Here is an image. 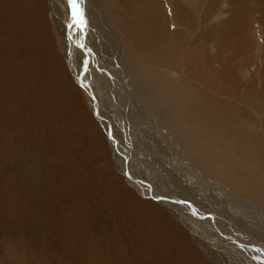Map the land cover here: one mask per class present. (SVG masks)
Here are the masks:
<instances>
[{
	"label": "rangeland",
	"instance_id": "374dc122",
	"mask_svg": "<svg viewBox=\"0 0 264 264\" xmlns=\"http://www.w3.org/2000/svg\"><path fill=\"white\" fill-rule=\"evenodd\" d=\"M237 2V0H220L218 11L213 12V18L211 17L209 21H212L215 27L217 23H221L222 26L233 12V6H237ZM245 2L249 26L246 34L252 41L245 42L243 48L253 50L254 56L250 60L246 58L242 74L238 77L228 74L230 79L226 81V85L235 88L237 96L223 97L229 104L236 105L243 116L235 117V120L233 118V122L229 123L230 128L218 127L216 122L215 125L204 113L195 116L196 110L193 112L182 104V99L173 94L178 87L183 90L182 93L189 102L195 101L197 109L203 107L202 103L198 105V101L204 98L191 94L190 90L185 88L187 86L183 87L179 82L186 80V76L175 70L170 68L157 70L159 71L157 83L149 78L148 83L142 87L140 79L144 76L145 81L148 68L138 66L140 59L130 42L118 41L119 37L115 35L108 36L109 40L104 37L99 38L103 41L107 40L108 44L102 46L104 52L99 47H94L97 60L102 67L104 66L110 72H117L116 75L118 74L115 66L117 58L126 59L123 65L126 66L128 63L129 68L126 69L133 78L130 94L133 96L131 98L134 103L133 108L139 112L138 117L148 119L153 115L161 119L164 128L169 126L172 132L168 131L175 134V136H169L171 145H174L173 138L183 148L182 150L178 145L183 153L182 159L187 157L192 159L202 173L213 167V169H220L221 165L219 167L220 160L217 159L214 163H210L209 160L206 164L204 163L205 169L197 166V161L192 157V150L194 146L198 147L192 142V137H198L199 132L213 129V135L218 136L221 135L220 132L233 135L236 131L238 133L236 135H242L239 138L242 142L251 141L252 138L245 140L244 138L253 136V142H244V146L250 145L249 149L253 154L249 152V155L255 158L261 153V142L264 145L262 138L264 136V105L260 102V98L264 96L262 87L264 0H245ZM167 6H169L170 14V4ZM174 17V14H171V17L169 15L172 20L170 24L176 23V17ZM169 30L173 31V27ZM110 32V35L114 34L113 30ZM104 35L107 34L104 33ZM116 41L119 43L116 44ZM219 41V37H212L214 44ZM93 44L98 45V42ZM239 55H241L240 52ZM229 56H232L231 52ZM206 58L215 59L214 54L207 51ZM186 61L189 63V60H185L184 64H187ZM118 63L124 70L122 63L117 61V65ZM92 75L96 78L94 74ZM113 82L108 83L110 86L105 90L106 92H101L102 97L105 96L108 101L101 98L100 102L104 104L105 113L109 114L111 109L117 107L124 115L125 110L122 107L126 101L122 99L120 84L115 83L117 85L115 90ZM250 84L255 86L257 95L247 96L250 91L246 89ZM95 86L98 88L99 84L95 83ZM172 88L173 90H170ZM242 92H245L241 96L243 100L240 97ZM247 97L253 99L250 100ZM141 100L145 105V114L142 112L143 107H137L139 102L141 104ZM112 103L115 107H111ZM239 104L241 108L243 106L245 108L240 109ZM231 110H233L232 107ZM203 112L208 111L203 110ZM77 113L81 116L78 117ZM223 115L220 118L228 116V112L226 111ZM244 117L257 120L260 124L254 127L243 120ZM116 121L118 123V120ZM126 127L128 128L124 123L119 126V129ZM147 127L144 125L139 127L141 132H145L143 140L150 144L147 150L153 152L152 149H156L164 156L165 161L161 165L167 164L169 168L172 167L168 168L164 175H167V172L168 175L170 173L174 185L181 175H186L184 169H181L184 167L180 161L182 159H176L175 151L164 143H160L163 133L161 128L150 130ZM106 132L90 103L88 94L80 85H76L67 65L52 17L50 0H0V264H187L188 262L215 264L205 256L201 248L194 243L191 233L169 213V210L153 201L158 199L153 192L143 190L144 188L140 187L138 182H132L134 186L128 184L120 168L118 170L116 167L117 160L114 162ZM99 135L102 136L101 139L97 137ZM135 137H139L138 134L135 133ZM200 140L205 144L210 141ZM148 152L146 153L150 158L157 159L155 155ZM131 157L132 153L129 152V162ZM144 157H141L144 162L142 166L148 167V159ZM263 160L264 158L260 160L261 165L264 163ZM152 164L162 169L160 164ZM144 176L148 178V175L144 174ZM216 178L226 185L228 191L239 194V196L233 194L235 197L247 199L250 196L263 195L259 189L264 187V173H256L259 184L255 190H250L246 194H241L243 188L239 178L227 183L222 172L216 175ZM181 180L184 181V179ZM190 180L194 184H200L195 177ZM209 182L208 189L203 184L198 186L206 196L217 200L216 184L214 181ZM176 185L178 186L174 185V187L178 191L187 192L184 193L185 198H192L193 191H187V188L180 184ZM76 199L77 201L74 202ZM219 200L224 202L228 199L219 197ZM218 203L220 204V202L212 203V211H210L216 216H221L223 211L220 213L219 207H214ZM207 205L210 204L207 203ZM228 212L232 213L229 210ZM197 213L199 214L200 211ZM206 215L213 221L217 220L213 218L216 216L208 212ZM234 219L236 222L233 220L232 224L241 226L235 216ZM196 220L200 226L201 222L197 218ZM141 221L146 225H140ZM204 222L208 223L207 226L213 223L207 220ZM240 222L246 235L264 242V232L260 224H251L249 219L247 222L245 220ZM156 227L159 234L156 236H160L159 239L155 237L153 231ZM79 231L83 234L80 242L76 240V237L81 235ZM78 237L77 239L81 238ZM240 247H242L241 250ZM235 249L240 253H248L240 244ZM222 255L225 256L224 253ZM235 255L241 259L242 255ZM232 260L230 259L228 264H232Z\"/></svg>",
	"mask_w": 264,
	"mask_h": 264
},
{
	"label": "bare ground",
	"instance_id": "6f19581e",
	"mask_svg": "<svg viewBox=\"0 0 264 264\" xmlns=\"http://www.w3.org/2000/svg\"><path fill=\"white\" fill-rule=\"evenodd\" d=\"M237 1V6H233V12H231L229 18L226 19L222 26L221 23H217V27H215L214 23L209 21V19L211 20L213 18V12L218 11L220 0H50V7L55 28L57 29L70 72L76 82V85H80L84 91H86V94H88L90 103L92 104L97 117L102 123L104 129L107 131L106 133L110 142L114 162L117 160L116 167L118 170L120 168L124 177L127 179L128 184L134 186L132 182H138L139 185H141L140 187L144 188L143 190L153 192L158 197L157 200L153 201L159 206L169 210V213L191 233L194 243L198 245L199 248H201L205 256H207V258H209L213 263L228 264L230 259H233L232 264H264V242L246 235L243 231L245 229H243L244 227H242V223L240 222V220H245L247 222L249 219L251 220V224H260L262 231L264 232V187L259 189V192L263 194L262 196H250L247 197V199H241L234 196H239V194L228 191L226 185L216 178V175L220 174V172H222L227 183L228 181L233 182L239 178L242 182L241 188H243L241 189V194H246L250 190H255L257 184H259V181L256 178V173H264V163L261 165L260 162V160L264 158L263 142H261V153H259L260 155L255 158L249 155L250 145L248 144L247 146H244L245 141L242 142V140L239 139L242 135H236L238 134L236 131H234L235 134L233 133V135L231 133L220 132L221 135L214 136L213 129H207L205 130L206 133L199 132L198 137L191 136L192 142L198 147H193L192 157L197 161L196 164L199 168L205 169L203 164H206L208 160L210 163H214V161L217 159L220 160V169H213V167L209 171L202 173L196 167L195 162L192 159L186 155L185 156L187 158L182 159L183 153L181 149L183 150V148L173 138L172 140L174 141V145H171L172 143H170V137L171 135L175 136V134L171 133L172 130L169 126H167L165 129L163 123L160 121L161 119L159 120L153 115L148 119H140V117H138L139 112H136L133 108L134 103L131 99L133 96L130 94L132 88L131 79L133 78L126 69L129 68L128 63H126V66L123 65V61L126 59L124 57L123 59L117 58L115 66L118 69L119 75H116L117 72L113 73L106 70L104 66L102 67V64L97 60L96 50L94 48L99 47L101 51H103V44L107 45L108 43L106 41L110 39L109 37L115 35L116 37L121 38H118V41L121 40L123 43L130 42V44L134 46L133 49L135 50V53L139 56L138 59H140V62L138 61V66L148 68L145 73V81L144 76L140 79L142 87H144V84L148 83L149 78L157 83L159 76V71L157 72V70L161 68H170L175 70L186 76V80L179 82L183 87L187 86L185 88H188L191 94H195L200 98H204L198 101V105L202 103L204 109L203 107H199L200 109H197L195 101L189 102L187 97L183 95V90L178 87V89H176L173 94L177 95L179 99H182V104L193 112L196 110L197 112L194 113L195 116L197 114L204 113L207 115L210 121H213L214 124L216 122L218 127L223 128L227 126L230 128L229 123L231 124V122H233V118L235 120V117H240L241 113L239 109H237L236 105L229 104L226 98L223 97L229 95L232 97L237 96L234 90L235 88L233 89L232 87H227L226 85V81L230 79L228 74L238 77V75L242 74V69L244 68L243 64L245 63L246 58L250 60L254 56L253 50L243 48L245 46V42L247 43L248 41H252L247 38L246 34L247 28L249 27L247 23L248 18L246 16L247 8H245L246 2L245 0ZM168 4H170L171 7L170 14L168 11ZM75 8H79V10H75ZM165 8L168 9L166 10ZM171 14H174L176 17V23L174 25L169 23L172 21L171 18H169V15L171 17ZM171 27H173V31L169 30ZM110 30H113L114 34L110 35ZM104 33L107 35H104ZM102 37L106 38L107 40H100L99 38ZM212 37H219L220 41L217 42V44H214V42H212ZM118 41H116V44L119 43ZM94 42H98V45L93 44ZM120 51L123 53L122 49H120ZM206 51L208 53L214 54L215 59L206 58ZM229 52H231L232 56H229ZM239 52L241 55H239ZM194 54L196 55L194 56ZM185 60H189V63L186 61L187 64H184ZM117 61L122 63L125 73L121 68L122 66L120 67L119 63V65H117ZM228 67L229 69H227ZM92 74H94L96 78ZM262 80V87L264 88V73ZM218 81L219 83H217ZM109 82H113V85H115V83L120 84L122 99L126 101L124 102V107H122L125 110L124 115L122 110L115 107L113 103L111 104V107L114 106L115 109H111V113L108 114L103 111L105 108L104 104H101L100 99L105 98V96L102 97L101 92H106L105 90L110 86L108 84ZM95 83L99 84L98 88L95 86ZM113 87L115 88L117 85ZM173 88L170 90H173ZM115 90L117 89L115 88ZM246 90L250 91L247 96L257 95L255 86L253 87L252 84H250ZM243 93L245 92H242L240 97L243 95ZM247 99L250 98L247 97ZM105 100L108 101L107 98H105ZM109 101L111 102V99H109ZM260 102L264 105V96L260 98ZM137 105H139L137 106L138 108H144L142 112L145 114L146 109L143 101L141 100V104L139 102ZM240 106L241 105L239 104L240 109L245 108L244 106L242 108ZM231 107L233 110H231ZM225 108H227V110ZM203 110L208 112H203ZM226 111L228 112V116L220 118L222 114L225 115ZM77 115L78 117L81 116L78 113ZM253 118L256 119V117ZM116 120H118V123ZM243 120L251 123L254 127H257V124H260L257 123V120L248 119L245 117ZM124 123L128 126V128L126 127L120 130L119 126L124 125ZM140 125H144L146 127L148 125L147 128L150 130L161 128V132L163 133L160 143H164L167 147L173 149L176 154L175 156L177 157L176 159H182L180 161L184 167L181 169H184L186 173V175H184L187 177L186 178L185 176L181 175L178 180L175 179L177 182H175L174 185L178 186L176 184H180L182 187H186L187 191H193L194 194L192 195V198H185L184 193L187 192L178 191L174 187L170 173L168 175L167 172L168 176L166 174L164 175V172L167 171L169 165H161L165 161L164 156H162L156 149H152L154 150L153 152H148L147 148H149L150 144H148L146 140H143L145 132L143 133L139 130ZM216 131H218V129ZM135 133L138 134L139 137L136 138ZM156 135H158V133ZM247 138L253 139V136L245 137L244 140ZM262 138L264 139V136H262ZM200 139L210 141L205 144ZM252 139L251 141L245 143H252ZM178 145L181 147V149ZM129 152L130 154L132 153L130 162V157L128 158ZM146 152L155 155V158L157 157V159L150 158ZM189 152L191 154V151ZM141 157L148 159V167L142 166L144 162ZM152 163L160 164L162 169H159L160 167L158 165L155 167L156 165H153ZM216 164L217 162L215 165ZM142 168L144 170H142ZM144 174L148 175L147 179L149 180L146 179ZM188 175L195 177L197 181L200 184L206 186L207 189L210 185L209 181H214L216 184L215 190L217 191V200H213L209 196H206L204 192L200 190V184H194V182L190 180L192 177L189 178ZM181 179H184V181ZM140 195L143 194L140 193ZM219 197L224 198L225 200L228 199L229 201H220ZM76 201L77 199L74 202ZM215 202H220V204L218 203L219 206L216 205L214 207H219L220 213L223 211L221 216L217 215L219 217L211 212L212 203L214 204ZM207 203L210 205H207ZM228 210L232 213H229ZM197 211H200V213L198 214ZM207 212L216 216L213 218H216L217 220H211L206 215ZM233 214L241 226L237 227V225L234 226L232 224L233 220L236 222ZM195 217L199 220V222H201V224L199 223L200 226L198 225V221ZM218 219L222 220L223 222H219ZM206 220L213 223L207 226L208 223L204 222ZM119 224L120 223H118V225ZM140 225L146 224L141 221ZM143 230L145 231V229ZM153 231L155 237H157V227L153 228ZM253 231L255 230L253 229ZM230 232L236 233V235H232ZM79 235L81 238L77 236L80 239H77L76 237V240H79L80 242L83 239L82 231H79ZM159 237L157 238L159 239ZM239 244L242 245L248 253H240L236 251L235 248H237ZM241 248L242 247L239 249L241 250ZM223 253L225 256L222 255ZM235 254L240 256L242 255L241 259ZM86 261H88V259ZM187 264H190V262Z\"/></svg>",
	"mask_w": 264,
	"mask_h": 264
},
{
	"label": "crops",
	"instance_id": "0c3cea01",
	"mask_svg": "<svg viewBox=\"0 0 264 264\" xmlns=\"http://www.w3.org/2000/svg\"><path fill=\"white\" fill-rule=\"evenodd\" d=\"M99 136H100V137H99ZM99 136H97V137L101 139L102 136H101V135H99ZM102 142H103V140H102Z\"/></svg>",
	"mask_w": 264,
	"mask_h": 264
},
{
	"label": "water",
	"instance_id": "95a60500",
	"mask_svg": "<svg viewBox=\"0 0 264 264\" xmlns=\"http://www.w3.org/2000/svg\"><path fill=\"white\" fill-rule=\"evenodd\" d=\"M75 10H79V8H75Z\"/></svg>",
	"mask_w": 264,
	"mask_h": 264
}]
</instances>
